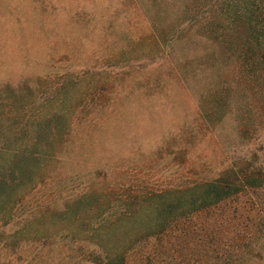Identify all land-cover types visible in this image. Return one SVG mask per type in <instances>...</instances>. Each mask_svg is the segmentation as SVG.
Segmentation results:
<instances>
[{"label": "rangeland", "instance_id": "374dc122", "mask_svg": "<svg viewBox=\"0 0 264 264\" xmlns=\"http://www.w3.org/2000/svg\"><path fill=\"white\" fill-rule=\"evenodd\" d=\"M171 3L0 0V161L35 159L0 201V264H128L165 207L192 200L185 181L218 180L237 159L264 179L263 102L238 136L239 97L222 96L230 109L211 129L203 94L235 88L233 62L201 67ZM238 182L231 203L264 215V181ZM258 229L243 264H264Z\"/></svg>", "mask_w": 264, "mask_h": 264}, {"label": "trees", "instance_id": "16d2710c", "mask_svg": "<svg viewBox=\"0 0 264 264\" xmlns=\"http://www.w3.org/2000/svg\"><path fill=\"white\" fill-rule=\"evenodd\" d=\"M148 1L151 6L155 3V0ZM168 1L172 2L170 7L180 9L186 45L201 49L197 57L201 59V67H205L207 60H211L213 69L233 62L232 72L237 77L235 88L221 82L207 88L203 98L209 96L212 99L206 103L202 98L201 116L212 129L230 109L231 102L221 97L234 100L239 97L235 130L242 136L250 125V115L255 113L253 108L257 100L263 102L260 105L263 115L259 116L258 122L264 118V0ZM19 153L5 165L0 161V201L12 199L14 181L20 180L21 184L30 181L35 164L33 153L31 149ZM242 160L235 161L237 170L231 167V175L226 173L218 180L185 181L179 188L183 193L192 194L194 187L199 188L192 200L189 199L187 206L179 211H175L176 203H169L164 211L166 220L152 226L155 230L152 239L133 254L128 264H217L216 244L226 264H243V255H252L250 244L259 234L258 227L264 225V215L246 204L238 207L231 203L233 180L238 175L240 186L258 187L259 181L264 179L258 169L250 171L247 166H241ZM209 212H216V217ZM222 248L226 249L225 254ZM259 256L256 253L254 258Z\"/></svg>", "mask_w": 264, "mask_h": 264}]
</instances>
